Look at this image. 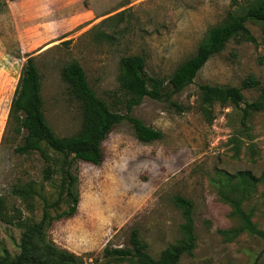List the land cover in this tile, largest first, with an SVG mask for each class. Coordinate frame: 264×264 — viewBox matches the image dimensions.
<instances>
[{
  "label": "rangeland",
  "instance_id": "374dc122",
  "mask_svg": "<svg viewBox=\"0 0 264 264\" xmlns=\"http://www.w3.org/2000/svg\"><path fill=\"white\" fill-rule=\"evenodd\" d=\"M251 1L0 0V259L20 252L23 229L9 219L39 221L46 208L41 197L18 195L16 188L31 183L57 201L50 207L53 215L68 206L57 200L62 176H44L49 162L38 151H15L23 136L15 134L9 112L27 58L34 56L40 70L49 124L60 136L73 135L84 115L63 79L66 64L78 61L96 93L125 112L122 57L144 55L148 74L168 83L177 66L196 53L210 27ZM247 24L256 42L230 40L191 84L170 98L145 97L133 108L132 114L161 130L162 138L143 142L124 121L103 141L100 165L75 164L78 211L49 226L48 242L76 253L85 264H140L104 255L107 246H130L137 228L148 252L159 258L171 245L186 241L181 228L185 218L174 202L179 195L194 204L196 241L193 254L185 252L178 264H264L261 236L222 232L241 226L232 203L242 194L232 189L237 178L229 174L250 170L259 176L264 171V112L252 113L243 124L240 107L209 106L200 89L204 83L241 86L251 77L264 83V25ZM243 93L250 102L260 89L244 88ZM242 208L264 230V183L243 198Z\"/></svg>",
  "mask_w": 264,
  "mask_h": 264
},
{
  "label": "trees",
  "instance_id": "16d2710c",
  "mask_svg": "<svg viewBox=\"0 0 264 264\" xmlns=\"http://www.w3.org/2000/svg\"><path fill=\"white\" fill-rule=\"evenodd\" d=\"M249 20L264 25V0H253L242 9L231 11L223 22L210 27L199 43L196 53L177 66L168 83L159 76L148 74L147 60L144 55L133 54L122 57L123 72L120 83L126 95L123 103L125 112L113 109L96 93L88 81L83 66L78 61L69 62L63 67L62 76L70 92L80 102L84 115L80 130L69 136L58 135L49 124L44 109L41 73L35 57H28L9 112L10 118L15 122V134L23 136V143L18 144L15 151L21 154L38 151L49 162L44 176L46 179L58 173L62 176V190L57 200L66 201L68 206L53 215L50 207L57 201H52L51 197L45 196L31 183L16 188L15 192L18 195L41 197L46 208L39 221L9 219L8 222L18 224L23 229L19 242L20 252L14 257L10 254L4 255L0 259V264H85L81 256L46 240L47 230L54 221L70 218L78 211L80 190L78 177L73 172L75 164L82 160L100 165L104 160L103 141L116 125L124 121L131 123L137 138L143 142L162 138L163 132L134 116L133 108L145 97L157 100L170 98L191 84L209 59L222 52L230 40L236 38L256 42L257 39L247 24ZM256 87L260 89L259 97L247 102L243 89ZM200 89L204 93V102L209 106L219 102L223 105L230 103L240 107L243 112V124L252 113L264 112V83L253 77L244 80L241 86L204 83L200 84ZM229 176L237 178L236 182H231V186L233 190L242 194L239 200L232 203L233 212L239 217L241 226L234 231L222 232L230 235L231 232L238 234L241 231H247L264 239V230L259 229L252 220L251 213L242 208L243 198H250L258 183H264V171L259 176L250 170H241ZM174 202L182 210L185 218L181 228L186 241L171 245L161 253L159 258H155L148 252V245L141 238L139 230L134 228L129 238L130 246H107L104 249V255L118 260L136 259L140 264H178L185 252L193 254L196 241L194 204L192 200L179 195L175 197ZM3 214L4 201L0 197V218H4Z\"/></svg>",
  "mask_w": 264,
  "mask_h": 264
}]
</instances>
